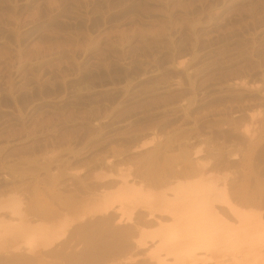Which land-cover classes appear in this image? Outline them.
Masks as SVG:
<instances>
[{
	"label": "rangeland",
	"instance_id": "rangeland-1",
	"mask_svg": "<svg viewBox=\"0 0 264 264\" xmlns=\"http://www.w3.org/2000/svg\"><path fill=\"white\" fill-rule=\"evenodd\" d=\"M262 224L264 0H0V264H264Z\"/></svg>",
	"mask_w": 264,
	"mask_h": 264
},
{
	"label": "bare ground",
	"instance_id": "bare-ground-1",
	"mask_svg": "<svg viewBox=\"0 0 264 264\" xmlns=\"http://www.w3.org/2000/svg\"><path fill=\"white\" fill-rule=\"evenodd\" d=\"M125 182V181H124ZM200 185V184H199ZM200 187V186H199ZM200 189V188H199ZM193 190V189H192ZM210 190V189H209ZM193 191H195V190H193ZM202 192V191H201ZM215 192V191H214ZM205 193V195H206V193H209V192H204ZM135 193L134 192H129V193H126L125 195H124V197H123V200H125V201H128L129 203H132V212H133V210H135L138 206L134 203V202H136V196L134 195ZM200 195V194H199ZM202 195V194H201ZM204 195V196H205ZM209 195V194H208ZM208 197V196H207ZM210 197V196H209ZM214 197V196H213ZM201 198V197H200ZM203 198V197H202ZM205 198V197H204ZM208 199V198H207ZM212 199V198H211ZM205 200V199H204ZM203 200V201H204ZM215 199L213 200L212 199V201L210 200V198H209V200H207V201H205V207H204V210H206V211H216V205H215ZM192 204H193V202H192ZM195 204H196V202H195ZM202 204V203H201ZM142 207V209L145 207H143V206H141ZM110 208L111 207H109V206H107V207H105L104 209H103V214H107L108 213V211L110 210ZM139 208H140V206H139ZM145 209V208H144ZM219 212V211H218ZM154 213H156V214H159V215H161L160 213H165V214H170V213H174V210L173 211H171V210H168V209H156V208H154V209H152L150 212H148V214H147V220L149 219V221L151 220V219H156L157 217H156V214H154ZM201 213V212H200ZM110 215V217H111V215H112V213L111 214H109ZM130 215H131V213H129V217H130ZM187 215V214H186ZM198 215V214H197ZM189 217V216H188ZM196 217V216H195ZM108 218V217H107ZM142 217H140V219H141ZM144 218V217H143ZM181 218V217H180ZM190 218V217H189ZM199 218V217H198ZM111 219V218H110ZM161 219V218H160ZM108 220V219H107ZM141 220H144V221H146L145 219H141ZM137 221V222H142V221ZM180 220V219H179ZM202 220V219H201ZM143 221V222H144ZM143 224V223H142ZM220 224H223V222H219L218 223V225L217 224H215V223H211V224H209L208 226H207V229L209 230V229H212L213 227H215V226H217V227H220ZM140 225V224H139ZM244 226H243V228L242 229H250V228H254V227H256L255 225H254V222H250L249 223V226H248V224H243ZM191 226V225H190ZM163 227V226H162ZM161 227V228H162ZM167 228V227H166ZM161 229V230H163L162 232H161V230H160V233L158 234L159 236H163V237H161V239H159L158 241H156V245L154 246V251H152V253H151V258L153 259L152 261H154L156 264H167V263H165L166 262V260H167V258L169 259H171V261H170V263L171 264H207V262H210L211 260H216L217 259V261H216V263L217 264H221V259H218L217 257L215 258L214 257V255L213 256H211L210 257V254L209 255H200L198 252L199 251H197V250H199V247H196V248H193V247H191V248H186V247H182V246H179V244H178V246L179 247H177V246H175V245H177L176 243H177V241H175V243H174V241L172 240V236L174 237L175 235H177L176 234V229H174V228H167V229ZM194 229V228H193ZM192 229V230H193ZM175 230V231H174ZM32 232H30V233H28V235L25 237V236H20V238L19 237H15V240H19L18 242H16V246H14V248L15 249H18V248H22V247H31V245L34 243V242H36V241H38V240H40V239H42L43 240V243H44V245H47V243H45L46 242V237H47V235L45 234V231L43 230V229H41V228H39L38 230L37 229H33V230H31ZM165 231V232H164ZM194 231H196V230H194ZM195 234V233H194ZM258 234H259V237L260 238H257L256 240L255 239H251V240H249L248 242H247V244H245V246H242L243 247V249L241 250V253L243 254V255H247V256H249V255H257V254H260L262 251H264V250H262L261 248L262 247H264V243H262V242H264V224H262V225H260V228L258 229ZM198 236V235H197ZM195 237H196V235H195ZM249 237H251V236H249ZM155 239V235L154 236H152V239ZM198 238V237H197ZM251 238H253V236L251 237ZM151 239V240H152ZM178 239V238H177ZM167 240H169V241H167ZM194 241V240H193ZM260 241V242H259ZM172 242V243H171ZM188 244V243H187ZM184 246V245H183ZM208 249V248H207ZM209 249H210V247H209ZM178 252V253H177ZM262 253H264V252H262ZM238 254V253H237ZM216 255V254H215ZM227 255V254H226ZM235 255V254H234ZM209 256V257H208ZM222 256H224V255H222ZM236 256V255H235ZM242 256V255H241ZM234 257V256H233ZM212 258H214V259H212ZM223 260V259H222ZM153 262V263H154ZM212 262V261H211ZM210 262V263H211Z\"/></svg>",
	"mask_w": 264,
	"mask_h": 264
}]
</instances>
